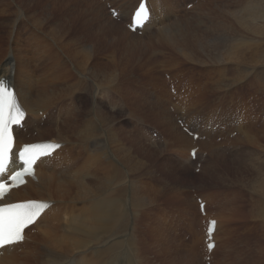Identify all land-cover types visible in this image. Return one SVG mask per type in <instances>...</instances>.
<instances>
[{
	"label": "bare ground",
	"instance_id": "bare-ground-1",
	"mask_svg": "<svg viewBox=\"0 0 264 264\" xmlns=\"http://www.w3.org/2000/svg\"><path fill=\"white\" fill-rule=\"evenodd\" d=\"M72 1L0 0V32H6L7 37L6 46L3 39L0 42V79L7 78L15 84L21 101L29 113L26 132L24 130L19 132L20 142L27 141V134L35 130H38L37 137L29 140L47 139L44 135L54 133L55 139L67 141L63 154L65 165L61 168L44 165L37 174L38 179L29 180L23 188L17 190L10 200L46 199L54 200L55 205L36 224L37 231L32 235L31 241L22 246L23 251L4 253L0 258V264L179 263L176 259L173 261L169 259L171 256L168 249L160 247L161 236L156 230L152 232L153 234L149 233L151 235L149 237L150 235H146L147 231L142 227V222L149 213L147 211L149 208L146 210V206L150 205L147 200L151 199L150 195L154 197L152 194L148 195L149 190L145 188L147 185L143 180V158L146 151L154 157V151L145 149L143 139L139 136L138 142H135L137 145L131 146L133 150L128 146L131 140L128 138L130 135L128 136L123 128H117L114 113L104 112L103 107L109 104L107 95H103L106 97V103L104 100L102 102L98 100L97 105L95 101L97 94H95L91 106L85 108L84 111H79L82 107L81 101L78 105V94L72 93L76 86L71 68L75 73V82L82 89H87L85 83L90 76L94 78L100 76L101 81L111 86L114 93L130 99L123 83L129 80L128 78H132L130 67H134L133 64L137 63V58H141L142 55L136 59L131 57L132 53L129 51L131 47H134V43L130 44L128 38L142 42L147 37L146 48H152L155 42L156 45L175 49L186 56L184 58L192 61L195 67V63L206 65L208 69L206 68L205 77L210 71L214 74L212 68L215 66L211 68L209 65H221L219 76L210 73L211 75L205 79L202 76L201 82H196L183 71H177L182 75L173 74L181 80L180 85L176 83L175 87H172L173 84L167 87L166 78L159 74L157 80L161 84L160 89L165 90V93L167 91L169 96V107L166 106L169 111L164 109L167 113L163 117L158 116L156 112L152 115H154L156 127H160L161 131H169L170 138H172L171 145H176L177 151H187L186 163L184 161L186 169L189 166L197 168L202 152L199 153L196 161L190 158L189 152L193 138L189 132L184 130L177 115L185 116L188 120L195 116L202 118L199 124L201 127L204 125L208 127L218 122L226 126H221L219 130L213 132L216 138L224 137L220 144L213 141L214 139L201 142L208 154L206 159H203L199 175L202 179L204 176H209L208 180L211 184L208 186L211 188L217 185L223 186L224 196L221 192L213 194L212 191L210 193L200 192L199 195L208 201L209 209L211 208L212 212L216 211L220 218L215 235L218 246L214 253L224 245L227 256H230L229 245L232 243V247L234 246L233 232L235 230V225L232 226V223L239 220L236 213L243 209L244 202L248 201L247 204L251 206L250 217L264 219V88L261 90L264 87V0H251L245 6L241 3L242 8L239 4L233 9L234 11H229L233 20L229 17V20L224 22L227 25L224 29L229 32L223 29L217 35L214 34L216 39L209 38L207 42L201 38L190 39L185 34L186 25L181 20L184 18L179 19L181 22L176 25L169 24V21L176 17L178 9L182 6L185 9L190 3L186 0H151L152 3L162 7L163 13L156 17L158 20L151 23V25L155 23L153 26L146 25L144 32L150 31V33L147 32L144 36L130 31L125 22L124 26L118 19H115L108 12L109 8L103 0L94 1L100 8L95 11L93 8L96 6L93 7V0H89L87 6L81 3L74 4ZM139 1L110 0V4L112 7L121 9L122 19H127L125 16ZM201 5L202 1L197 0L191 9L192 12L197 13ZM228 7L231 8V3ZM89 14L95 15L100 22L96 21L93 15L89 18ZM102 15L107 17H105L107 20L105 26L101 24V21H104ZM240 29H245L247 33L245 30L243 33ZM39 30L46 35H39L41 33ZM88 41L95 43L89 44ZM122 44L125 45V52L118 54L117 51H109L110 48L118 50ZM200 51L204 54L199 55ZM165 52L162 57L173 61L175 57H170ZM100 56H103L106 61H103ZM161 61L162 59L158 58L154 60L149 71L151 73L156 70L161 71ZM229 68L236 70L232 76H229ZM245 84L248 90V94L243 95L245 99L235 96L236 88ZM93 85L91 90L97 88L95 83ZM171 88H174L176 93L178 91V94H173ZM205 93L216 95L204 98ZM174 98L177 102L173 101ZM261 98L262 104L259 103ZM119 100V103H123L127 109L123 99L119 98ZM51 109H56V111H51ZM159 109L157 110L161 111L162 108ZM41 110L47 116L45 120L40 115ZM182 111L186 113L183 114ZM161 113L163 114L162 111L159 114ZM109 120L115 124L112 130V140L109 135H106L103 142L99 143L96 134L98 123L104 122L108 127ZM143 121L152 124L148 120L143 119ZM46 125H49L51 130L45 128ZM145 128L147 129L146 124ZM234 132L238 134L233 137ZM112 141L117 149L116 154L111 150ZM226 142L234 146L241 142V149L246 150L245 153L248 155L246 163H251L242 165L239 160L236 166L229 165L228 161L220 155L224 148L223 144ZM152 143L159 144L154 141ZM214 161L218 162V167L213 165ZM225 163H227V168ZM127 166L132 172L135 170L137 174L134 178L136 180L134 188L130 189V195ZM248 186L254 188L255 192H248L244 188ZM203 187L199 186L201 189ZM188 199L187 206L190 207L189 211L193 215L194 206L196 205L199 211V205L193 196L192 199ZM222 207L227 208L222 210ZM207 218L203 219L207 221ZM262 221L259 220L261 223L256 222L254 225L249 223L251 227L245 226L252 230L261 228L262 231L264 220ZM205 228L204 226V235ZM193 234L196 237L201 235H196L195 230ZM161 235L163 236V233ZM200 242H203V257V235L198 239L195 238L193 245ZM152 254H154L153 257H151ZM192 263L194 262L190 261L189 264ZM214 264L220 263L217 261Z\"/></svg>",
	"mask_w": 264,
	"mask_h": 264
},
{
	"label": "rangeland",
	"instance_id": "rangeland-1",
	"mask_svg": "<svg viewBox=\"0 0 264 264\" xmlns=\"http://www.w3.org/2000/svg\"><path fill=\"white\" fill-rule=\"evenodd\" d=\"M73 1H72V3H74V4H78V3L80 4L81 3V4L87 6L88 5L87 2L89 0H83V1L82 0H73ZM94 1L96 2L97 0L92 1L93 7L94 6H96V7L93 8L91 6V8H93L94 11L96 9L99 10L100 8H99L98 4L95 3ZM186 1L192 3L194 0L193 1L192 0H186ZM201 1H202V5L196 11L197 13L194 14L191 10L194 6L189 10H187V7L185 9H183L184 7L182 6L181 8L178 9L179 11H177L178 13L180 12V14L177 13L176 17H174L173 19H171L169 21L170 22L169 24L176 25L178 22H181V20H182L183 24L186 25L185 34H187V36L190 39L201 38L204 42H207V39H209V38L216 39L215 36L217 35V33H220L224 29V27L225 28L227 27L226 23H224V22L229 20L228 19L229 17L232 18V19L230 18V20H233V16L229 11H234L233 9L236 6H238L239 4H240L239 6L242 8L243 6H241V3H242V5L244 4V6H245L251 0H236L237 2L233 1V0H201ZM240 1H242V2H240ZM204 2H206V3H204ZM196 3H197V0H196ZM230 3H231L232 9L228 7ZM208 6H210V7H208ZM90 11H92V9ZM92 15L89 14V18ZM93 16H94V19H96V21L100 22V20H98L97 17H95V15H93ZM105 17L106 16H103L102 19H104V21L103 20L101 21V24L103 26H105L107 24V20H106L107 17L106 18ZM181 18H184V20ZM179 19H181V20H179ZM123 21L124 20H122V22L121 21H119V22L125 26ZM238 26L241 27L239 24H238ZM210 28H212V29H210ZM213 29H214V32H213ZM25 30L26 29H24V31ZM224 30H227V29H224ZM244 30L240 29V31H242V32ZM40 32L41 33L39 35L45 34V33L42 34L43 31H40ZM245 33H247L246 30H245ZM214 34H216V35H214ZM139 35L144 36V34H139ZM2 39L4 40L5 46H6L7 45L6 44V41H7L6 32H0V42ZM147 40H148V37L145 38V41H142V42L128 38V41L130 42V44H131V42L134 43V47H131V50L129 51L132 53V54L130 53L131 57L132 58L135 57L134 59H136V57H139V55H142V56H140L141 58H137L138 62L133 64L134 67L133 66H132V68L130 67V69H132V78H128L129 80H126L123 83V87L126 88V90L128 91V95H129L130 99H127L126 96H124V95L121 96L118 93H114L113 90L111 89V86H109V85L107 86L103 83V81H101L102 79L100 76H95L97 78L90 76L89 80L85 83V86L87 89H82L75 82V73H74L73 69L71 68L72 74H73L72 75L73 81H74L75 86H76V89L74 91H72V93L78 94V98L80 100L83 97V99L81 100L82 107L79 109V111H82V110L84 111L85 108H89L91 106L92 100H94L95 94H97L96 98H95L97 105H98V100H100L99 102H102V100H104L106 103V101H107V100H105L106 97H104L103 95H107L108 100H109V104H107L106 106L103 107L104 112L110 111L109 114H113V113L115 114L114 115L115 116V123H116V126L118 125L117 128H123L125 131H127L126 134L128 136L130 135L128 137L129 140L131 138L130 143L128 145L130 147L132 145H134V146L137 145V143L135 144V142H138L137 140H139V137H140L138 135V131H139V129L141 131L142 126L146 123V122L144 123L143 119L146 121L148 120V121H150V123L156 125V122L154 121V115L157 113L158 116L163 117L164 114L167 113V112H164V109L169 111L167 108V107H169V96L167 95V91H166V93H165V90L161 91V89H160L161 84H160L159 80H157L158 77L160 76L159 74H162L163 77L165 78L164 73H163L164 68L169 69V71L172 75L173 74H175V75L181 74L182 75V73H179L177 71H183L187 75H188L187 72H189V73H191V75H188V76L194 78L196 80V82H201L203 77L205 79L206 77H209L212 74L211 73L212 71H210L208 73L209 75L207 74L205 77V71L207 68L206 65H200L199 63H195L196 67H197L196 68L193 65L192 61L187 60L186 58H184L186 56H183L181 53H179L175 49H171V47H168V48L162 47L161 45H156L157 43L154 42L153 43L154 46L150 49L147 47L148 48L147 49L145 46L146 43L148 42ZM137 42H139V43L137 44ZM88 43L94 44L95 42L88 41ZM141 44H143V45H141ZM139 45H141V46H139ZM120 46H122V47H120L122 50L120 48L118 50H114L113 48H110L109 51L110 52L117 51L118 54L125 52V48H124L125 45L122 44ZM143 46H145V48H143ZM142 49H143V51H142ZM184 50L186 51L187 49L185 48ZM164 52L168 53L170 57L171 56L175 57L173 59L174 62L167 60V59H164L162 57ZM117 53H116V55H117ZM202 53L203 52L200 51L198 54L200 55ZM151 55H153V56H151ZM148 56H149V58H148ZM100 58H102L103 61H106V59L103 56H100ZM157 58L162 59V61L160 63V66H161L160 70L161 71L158 72V70H156V72L154 71L153 73H151V71H149V70L151 69V66L153 65L154 60H156ZM179 61H180V63H179ZM154 66H155V64H154ZM209 66L210 67L215 66L214 68L211 67L214 70L213 71L214 74H212V75L219 76L218 72L220 71L221 65L220 64H215V65L211 64ZM195 68H196V70H195ZM217 69H218V71H217ZM232 69L233 68H229V72H228L230 74L229 76H232L233 74H235L234 72L236 70L233 69V71H232ZM198 71H200V72H198ZM152 75H153V77H151ZM94 83L97 85L96 86L97 88H95L94 90H91L90 88L94 87V85H93ZM256 85H257L256 87H258V84H256ZM83 86H84V84H83ZM215 86H217V85H215ZM238 87H239V89H238ZM238 87L236 88L237 92L236 93L234 92V95L240 96V98L245 99V97H244L246 95L245 93L248 94V90L246 89V84L243 86H238ZM263 88L264 87H262L261 90H263ZM238 92H239V94H237ZM160 93H162V94H160ZM117 94H118V97H117ZM82 95H84V96H82ZM204 95H205L204 98H209L211 96L212 97L215 96L216 94L215 93H208V94L205 93ZM155 96H157V98L158 97H160V98L157 99ZM119 98H122L123 102L127 105V109L124 107V109H126L127 111L123 110L122 106L120 105L121 103H119L118 108L115 107L116 104L119 102ZM163 99H165V100H163ZM173 101L177 102V100L175 98L173 99ZM261 101H263L262 98L259 101L260 104H262ZM163 102L164 103L167 102L165 104H168V105L163 104ZM155 107H158V108L155 109ZM159 108H162L161 111L163 112V114L162 113L159 114L161 112V111H159L160 110ZM157 109H159V110H157ZM52 110H55V109H51V111ZM153 112H154V115H152ZM142 121L144 124H142ZM179 122H180V120H179ZM147 123H149V122H147ZM114 125H115L114 122L111 120H109L108 127L105 126L104 122L98 123L99 127L97 128L96 134H97V140L99 143L103 142V140L106 138V135H109V137L112 140V130L114 128ZM45 128L50 129L49 125H46ZM155 128L161 130L160 127L155 126ZM33 132L34 131H32L31 134H27V135H31L30 138H27L28 140L31 138L37 137V135L33 136ZM142 133H141V139H143L142 143H143V145H145V149L148 148L147 150H150L152 152L154 151L153 153L155 154V155H153L154 157H152L146 151V155H144V158H143L144 159V166L142 167L143 168L142 169L143 180L146 183V185L148 186V187L145 186V188H146V190L151 191V193L148 191V195L152 194L154 197H151V195H150L151 199L147 200L148 204H150L151 206L150 205H147L148 207L146 206V210L149 208L147 210L149 213H148L147 217L144 218V220L142 222V224H143L142 227L147 231L146 235L149 233L153 234L152 232L155 230L157 233L160 234V236H161V238L159 240L160 247L162 246L161 248H163V249L165 247V250L168 249V253L171 256V257H169L170 260L172 259V261H173L174 259H176V262H179L178 264H189L190 261L194 262L195 264H200V262L202 261L201 264H205L203 259H202L203 258L202 257V255H203V246H202L203 242H200V243L193 245V241L195 240V238L198 239L199 236H201V235H199V234H201V232H200L201 221H200V217H199L200 215H199V212L197 210L196 205L194 206V214L192 215V213L189 211L190 207L187 206V199L188 198H189L188 200L192 199V195H191V189L192 188H196L198 190V192H199V189L201 190V192L207 191V193H210V191H212L213 194L214 193L216 194L217 192H221L223 194V196H224V188H223V186H220V185H217L214 188L209 187L208 184H211V182L208 180L209 176H204V179H202V178H199L200 171L195 172L194 171L195 169H193V167H190V166H189V168L187 167V169L185 168L186 166L184 165V161L186 160V157H188L187 151H185V150H182V151L178 150L177 151L176 145H174V146L171 145L172 144V138H170L169 131L165 130L162 132V135L163 134L165 135L164 136L165 140H164L163 145H161V143L154 144V143H152V141L149 142L150 137L148 140L147 133H144V132H142ZM52 134L51 133L46 134V135H44V137H46V138L55 137V134L54 133H52ZM137 137H138V139H137ZM134 140H136V141H134ZM166 141H169V142H166ZM221 142H223V141H221ZM164 144H169V145L165 146V148H163ZM218 144H220V142ZM158 145H161V146L156 147ZM223 145H224V148L222 149L220 155L226 161H228L229 165L236 166L239 163V160L241 161L240 163L242 165H244V164L247 165L248 163L249 164L251 163V162L246 163V161L248 160V155L245 153L246 150L241 149V142L237 146H234L233 144H230V146H228L227 142L224 143ZM131 148L133 150V147H131ZM111 150L114 154L117 153V149L114 147L113 141L111 143ZM186 150H187V148H186ZM234 157H238L239 159L234 158ZM147 161H149V162H147ZM185 163H186V161H185ZM223 163H224V161H223ZM213 165L218 167V162L214 161ZM225 167L226 168L228 167L227 163H225ZM130 171L132 172V170H130V168L128 167V179L130 181V184L128 186L129 195L131 194L130 189L134 188V184H135L134 182L136 181L134 178L137 175L135 170H133L134 173L133 172L131 173ZM131 176H132V179H131ZM228 180L229 179L227 177V181ZM149 185L150 186L152 185V187H149ZM200 185H202L204 187L201 189V188H199ZM156 188L158 189L157 192L158 193L160 192L159 194L156 192V190H157ZM244 188L246 190H248V192H250V193L254 190V188L249 187V186L244 187ZM152 192H154V193H152ZM253 192H255V191H253ZM156 194H158V195H156ZM249 195H251V194H249ZM247 203H248V201L244 202V205L242 207L243 209L238 210L236 213L239 216V220H236V222L234 224L232 223V226L235 225V230L233 232L234 246L232 247V243L229 245L231 250H230V256H228V257H226L225 249H223V248L221 249V251L219 252L220 264H264V234H263L264 230L261 231L260 230L261 228L254 229V230L250 229V227L252 225H254L256 222H259V220L261 222H263L262 220H264V219L260 218V217L259 218L250 217L249 209L251 208V206H249ZM225 208H227V207H225ZM225 208L222 207L221 209L225 210ZM240 218H242V219H240ZM261 222H259V223H261ZM189 223H191V224H189ZM249 223L252 225H250ZM148 224L149 225L151 224V225L149 226ZM192 225L195 229H192L193 228ZM245 225L246 226L248 225L250 227H246ZM150 230H152V231H150ZM194 230L196 231V235H199V236L196 237L193 234ZM162 233H163V236L161 235ZM164 236H166L165 237L166 240H165ZM185 236H190V238L187 239V238H185ZM149 237H151V235ZM246 237H247V239H246ZM175 239H177V240H175ZM167 242H168V244H167ZM163 243L165 245H167L168 248L165 245H163ZM190 245H191V247H190ZM193 247H194V249H193ZM171 248L174 251H172ZM176 250L178 251V253ZM193 253H195V255H197L198 257L195 258L194 257L195 255ZM153 255L154 254H152L151 257H153ZM191 255L192 256L194 255V256L192 257ZM198 259H200V260H198ZM152 260H154V259L152 258ZM183 260H184V262H183ZM196 261H198V262H196ZM194 263H192V264H194Z\"/></svg>",
	"mask_w": 264,
	"mask_h": 264
},
{
	"label": "snow or ice",
	"instance_id": "snow-or-ice-1",
	"mask_svg": "<svg viewBox=\"0 0 264 264\" xmlns=\"http://www.w3.org/2000/svg\"><path fill=\"white\" fill-rule=\"evenodd\" d=\"M148 8L141 0L138 9L133 17V23L142 26V22L147 18ZM25 113L21 106L17 103L15 93L10 89L7 82L0 79V172L5 171V160L8 159L12 148V136L10 133V125L19 124ZM59 147V145H26L19 152L22 164V171L11 174L13 182L20 180L25 174H34L32 165L40 154L47 155L45 152H37V149ZM7 185L0 183V196L5 193ZM48 205L30 201L26 204L9 205L7 208H0V248L10 246L24 239L23 230L30 224L35 223L40 215L41 210L47 208ZM15 209H23V211H14ZM215 225V221L211 222ZM212 228H209L211 232ZM213 245H209L212 248Z\"/></svg>",
	"mask_w": 264,
	"mask_h": 264
}]
</instances>
